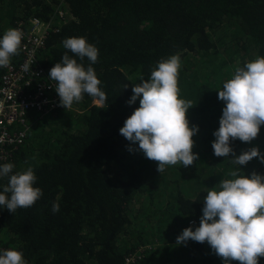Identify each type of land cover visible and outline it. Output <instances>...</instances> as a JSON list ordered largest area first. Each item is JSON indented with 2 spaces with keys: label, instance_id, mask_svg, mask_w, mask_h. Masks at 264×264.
<instances>
[{
  "label": "trees",
  "instance_id": "trees-1",
  "mask_svg": "<svg viewBox=\"0 0 264 264\" xmlns=\"http://www.w3.org/2000/svg\"><path fill=\"white\" fill-rule=\"evenodd\" d=\"M59 4L64 24L50 33L39 59L50 71L67 53L87 68V57L81 61L62 44L84 37L99 50L91 67L107 101L104 109L89 107L85 94L82 114L58 111L42 121L57 123L66 113L72 117L67 126L33 125L31 134L38 131L6 163L14 165L10 175L32 167L42 196L13 213L0 207L1 245L22 252L26 264H122L141 247L136 264H224L208 255L215 253L207 242L177 244L176 238L199 226L203 197L232 178L231 171L264 175L258 159L239 166L231 154L216 157L211 146L225 106L217 91L237 67L264 57V0H0V36L9 28L27 32L34 19L47 22ZM172 55L181 60L179 98L194 105L186 118L189 127L198 126L192 151L199 158L187 168H165L169 179L158 184L157 162L119 129L139 107V98L126 103L133 86ZM196 55L203 73L192 70L189 59ZM230 146L236 155L252 147L264 154V125L251 143L236 139ZM6 185L0 179V191ZM53 203L59 212H52Z\"/></svg>",
  "mask_w": 264,
  "mask_h": 264
},
{
  "label": "clouds",
  "instance_id": "clouds-1",
  "mask_svg": "<svg viewBox=\"0 0 264 264\" xmlns=\"http://www.w3.org/2000/svg\"><path fill=\"white\" fill-rule=\"evenodd\" d=\"M62 18L56 24L57 32L64 24ZM22 38L23 33L17 28H9L0 36V67L20 63ZM62 44L81 61L87 57L90 65L85 68L65 53L61 62L55 63L49 71L38 54V65L44 71L42 81L55 89L61 106L42 121L50 119L58 111L75 116L82 114L86 110L83 107L85 94L92 98L89 107L97 105L104 109L107 101L105 92L100 88L101 81L91 67L98 60V48L84 37L66 38ZM180 68L179 55H172L158 62L147 80L142 79L134 85L133 94L126 103L131 105L139 98V107L119 129L126 140L138 144V149L147 159L157 162L158 173L171 165L179 164L187 168L199 158L192 151V137L198 132V126L189 127L186 118L187 110L194 105L179 98ZM24 69H29L28 64L24 65ZM36 83H40V80ZM32 85L27 89H34ZM217 94L225 106L219 127L213 132V154L216 157H229L231 154L232 162L239 166L246 165L253 158L264 163V154L257 147L236 155L230 146L231 141L236 139L251 143L258 136L261 125H264V57H257L243 67H237L232 78L223 83L222 90ZM128 150L133 151L131 147ZM13 168L11 163L0 164V179L7 178V185L0 191V207L10 213L18 208L33 206L42 196V190L33 186L37 177L32 167L10 175ZM241 173L240 168L231 171L229 176L232 178L222 179L218 183L219 190L207 191L203 197L199 226L195 230L192 227L183 229L176 238L177 244H186L188 240L207 242L224 264H230V261L258 264V259L264 257V175L252 172L245 176ZM59 210V204L53 203L52 212ZM0 264H26V261L22 252L12 249L0 253Z\"/></svg>",
  "mask_w": 264,
  "mask_h": 264
},
{
  "label": "built area",
  "instance_id": "built-area-1",
  "mask_svg": "<svg viewBox=\"0 0 264 264\" xmlns=\"http://www.w3.org/2000/svg\"><path fill=\"white\" fill-rule=\"evenodd\" d=\"M62 17L63 12L58 9L55 16L45 23L32 20L33 24L27 32L17 28L23 33L19 49L21 61L2 67L0 75V164L12 158L17 146L31 134L33 125L41 123L42 118L61 107L55 89L42 81L44 71L39 67L37 57L45 49L49 33L56 31V22ZM25 64L29 66L27 71L24 69ZM39 80L36 88L27 89ZM4 250L12 249L0 243V253ZM143 253L142 247L130 252L122 264H136Z\"/></svg>",
  "mask_w": 264,
  "mask_h": 264
},
{
  "label": "rangeland",
  "instance_id": "rangeland-1",
  "mask_svg": "<svg viewBox=\"0 0 264 264\" xmlns=\"http://www.w3.org/2000/svg\"><path fill=\"white\" fill-rule=\"evenodd\" d=\"M59 6H60V4H59ZM58 22H56V24H57ZM0 26H1V22H0ZM203 57L204 58H211L212 60H215V57L214 56H211V55H207V54H203ZM198 58H199V55H196V56H191L190 57V64H192L193 65V67H192V70H196L197 72L199 71L200 73H203L204 71L202 70V69H200V68H197V67H195V64H196V62L198 61ZM71 118L72 117H69L68 115H66V114H61V115H59L58 116V121H57V123H52V122H50L49 120H46L45 122H42V125L45 127V129L46 130H48V129H50V128H52V127H55V128H57V127H59L60 125H68L69 123H70V120H71ZM38 130H36L33 134H31L30 136H33L36 132H37ZM37 143V142H36ZM133 155V154H132ZM129 160H131V156L129 157ZM171 166H178V164L177 165H171ZM166 169H170V166H166ZM166 176V177H165ZM170 176V174H169V172H167V171H163V172H161L159 175H157V180L159 181V182H157L158 184L160 183V182H162V179L163 180H168L169 177ZM135 208H137V207H135ZM133 215L134 216H136L137 214H138V211H137V209H135L133 212ZM192 226V228H194L193 226H194V224L193 225H191ZM150 246H148L147 248H149ZM150 249V248H149ZM209 256H211V257H213V258H216L217 256H216V254H208Z\"/></svg>",
  "mask_w": 264,
  "mask_h": 264
},
{
  "label": "crops",
  "instance_id": "crops-1",
  "mask_svg": "<svg viewBox=\"0 0 264 264\" xmlns=\"http://www.w3.org/2000/svg\"><path fill=\"white\" fill-rule=\"evenodd\" d=\"M21 59H18V62H20ZM2 74V67H0V75Z\"/></svg>",
  "mask_w": 264,
  "mask_h": 264
},
{
  "label": "bare ground",
  "instance_id": "bare-ground-1",
  "mask_svg": "<svg viewBox=\"0 0 264 264\" xmlns=\"http://www.w3.org/2000/svg\"><path fill=\"white\" fill-rule=\"evenodd\" d=\"M31 129H33V126L31 127ZM33 131V130H32Z\"/></svg>",
  "mask_w": 264,
  "mask_h": 264
}]
</instances>
